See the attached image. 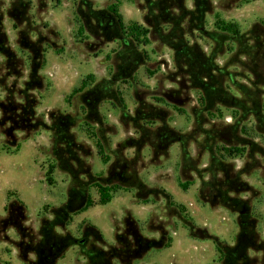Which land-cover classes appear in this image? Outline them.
I'll list each match as a JSON object with an SVG mask.
<instances>
[{
    "label": "rangeland",
    "instance_id": "rangeland-1",
    "mask_svg": "<svg viewBox=\"0 0 264 264\" xmlns=\"http://www.w3.org/2000/svg\"><path fill=\"white\" fill-rule=\"evenodd\" d=\"M1 1L4 8L2 25L8 44L17 55L24 57L16 43L13 21L6 13L11 0ZM29 1V15L39 33L47 34L41 27L43 24L51 26L57 32L52 39L62 47L60 58L74 64L73 69L64 67L61 78L55 82L52 77L55 68L52 66L53 61L59 62L58 57L52 49L45 52L40 69L42 87L34 91L38 99L36 114L45 123L52 109L72 115L83 114L76 89L81 82L88 87L101 78L109 77L114 66L113 52L119 43L98 42L87 31L79 32L81 22L75 13L77 0ZM210 1L211 8L204 16L205 30L213 29L216 21L233 22L242 32L254 23H264V0H247L239 5L235 0ZM89 2L94 9L115 3L125 25L136 23L147 27L145 14L149 10L144 7L143 0ZM185 4L191 8L192 0H185ZM31 36L35 38L34 33ZM147 36L148 43L139 46L146 51V59L130 81L115 85L122 105L104 101L98 107L101 126L77 120L72 128L76 140L85 144L90 152L82 158L80 166H90L91 173L99 179L107 175L111 166H131L143 183L139 191L143 199H137L139 193L134 189L118 187L110 192L111 198L107 203L99 205L96 189L89 187L93 204L86 211L74 214L68 225L57 227L56 231L82 239L81 228L89 223L96 226L106 244H112L116 231L122 228L123 217L130 214L138 220L144 236L158 239L164 234V240L169 239L171 245L150 249L133 264H220L213 238L233 245L238 232L239 213L202 202L200 198L213 202L225 196L243 199V207L256 218L259 238L264 237V134L258 132L259 127L264 128V116L260 117L261 122L247 116L235 124L234 108L218 105L211 114L197 119L195 109L201 105L199 91L179 90V76L174 74L173 63L177 55L172 48L159 43L152 32ZM188 40L208 53L210 40L199 32H193ZM228 57L229 54H224L216 60L224 64L229 61ZM3 60L0 54V66ZM226 68L233 70L234 65L228 64ZM27 75L28 70L24 67L16 80L17 86L22 85ZM12 79L7 78V85ZM231 80L249 87L248 77L241 74L232 76ZM229 84L231 92L239 96L237 89L241 86ZM168 90H175L176 100L172 103L157 101L156 98ZM3 96L4 90L0 87V99ZM141 109L164 112L163 122L138 119L137 113ZM195 120L196 132L193 130ZM162 124L183 135L184 149L178 142L167 144L162 149L153 147V130ZM216 132L219 135L215 139ZM17 135L21 137L22 133ZM205 139H208L206 143ZM3 140L4 136L0 134V221L8 216L7 204L19 201L26 208L24 226L36 231L40 219L51 218L52 207L66 200L70 179L55 167L57 163L50 152L48 130L42 129L30 137L21 138L20 149L18 147L19 150L12 153L1 148ZM183 183L186 184L185 189L181 188ZM17 240L13 227L4 230L0 225V264H26L19 256ZM79 250L78 244L70 245L62 259L75 254L74 264H84ZM247 254L249 258L258 260L262 257L260 252L251 250ZM33 257V254L27 255L28 259Z\"/></svg>",
    "mask_w": 264,
    "mask_h": 264
},
{
    "label": "trees",
    "instance_id": "trees-1",
    "mask_svg": "<svg viewBox=\"0 0 264 264\" xmlns=\"http://www.w3.org/2000/svg\"><path fill=\"white\" fill-rule=\"evenodd\" d=\"M143 1L144 7L149 10L145 14L146 28L136 23L125 25L115 3L103 9H94L89 0H77L75 13L81 22L78 26L79 32L87 31L91 37L102 43L117 41L119 47L113 52L114 66L109 77L101 78L88 87H84L81 82L76 89L83 114L72 115L52 109L48 112V122L45 123L36 114L38 99L34 91L42 87L40 69L44 63L45 52L48 49L57 54L62 52V47L52 39L57 32L51 26L43 24L41 27L46 29L47 34L39 33L29 15L30 1L11 0L6 13L13 21L16 43L24 57L17 55L10 48L3 30L4 8L0 0V54L4 57L0 66V87L4 90V96L0 99V134L4 136L1 148L12 153L18 149L21 138L30 137L42 129L48 130L50 152L57 163L55 167L70 179L66 200L52 207L51 218L40 219L36 231L23 224L26 219L24 204L19 201L7 204L8 216L0 221V225L2 224L4 230L7 227L16 230V246L21 260L26 264H56L57 259L73 244H78L84 264H133L150 249H161L170 245L169 239L164 240V234L158 239L144 236L138 220L130 214L123 217L122 228L116 231L112 244H106L102 234L89 223L81 228V243L69 233L56 231L57 227L68 225L74 214L93 204L89 187L96 189L99 204L107 203L111 198L110 192L118 187L134 189L138 193L143 187L131 166H111L107 175L100 179L91 173L90 166H80L83 164L82 158L87 157L90 152L85 144L76 140L72 128L77 120L101 126L98 107L104 101L122 105L115 85L130 81L138 66L146 59V51L139 46L148 43L149 32L153 33L159 43L172 48L177 55L173 63L176 69L174 74L179 76V90L199 91L201 105L195 109V114L198 113L197 119L205 118L204 115L211 114L214 107L220 105L234 108L235 124L244 121L247 116L262 121L264 23H254L242 32L233 22L216 21L213 29L205 30L204 16L211 8L210 0H192L191 8L186 6L185 0ZM235 1L239 5L247 0ZM196 31L210 40L208 53L203 52L196 44H190L188 38ZM33 33L35 38L31 36ZM224 54H229V61L219 64L216 58ZM228 64L234 65L233 70L226 68ZM24 67L28 70L27 78L21 86H17L16 80L22 75ZM236 74L248 77L249 87L233 82L232 76ZM9 77L13 79L7 85L6 80ZM229 83L241 86L237 89L239 96L231 92ZM174 92L175 90H168L156 99L163 103H172L176 100ZM163 115L165 114L161 111L149 112L141 109L137 118L163 122ZM196 128L197 121L194 132ZM258 132L264 134V128L259 127ZM17 133H22V136L18 137ZM218 133L214 134L215 139ZM153 136V147L156 149H162L172 142L180 143L184 149L183 135L165 124L154 128ZM207 140L205 139V143ZM78 163L79 166H75ZM181 188L185 189L186 184H181ZM136 197L143 199L140 193ZM165 197L169 198V195L165 194ZM200 200L239 213L238 232L233 245L213 238L220 264H264V237L259 238L256 218L243 207L245 201L227 196L215 202L205 198ZM248 250L260 252L262 257L259 260L255 257L249 258ZM28 254H33V259H28Z\"/></svg>",
    "mask_w": 264,
    "mask_h": 264
},
{
    "label": "crops",
    "instance_id": "crops-1",
    "mask_svg": "<svg viewBox=\"0 0 264 264\" xmlns=\"http://www.w3.org/2000/svg\"><path fill=\"white\" fill-rule=\"evenodd\" d=\"M130 24V23H129ZM54 55L56 56V57H58V60H59V62H55V61H53V68H55V72H53L52 73V77H53V79L55 80V82H57L58 80H59V78H61V75H62V69L65 67V69H68L69 67L71 68V69H73V67H72V65L74 66V64H72L73 62H69V63H67L66 61L65 62H63L62 61V59L60 58V55L59 54H55L54 53ZM60 64V65H59ZM76 68V67H75ZM49 72V71H48ZM68 75H66L65 77V79H67L68 77H67ZM78 82H80V77H79V81ZM74 87V86H73ZM72 87V88H73ZM71 88V89H72ZM19 149H20V147H19ZM18 149V150H19ZM99 204V203H98ZM99 205H104V204H99ZM88 208H90L89 206L87 207V208H85V209H83V210H81V211H79L78 213H76V214H80V213H82V212H84V211H86ZM75 214V215H76ZM72 217H74V215L72 216ZM83 221L85 220V219H82ZM82 220H80V221H82ZM79 221V222H80ZM78 222V223H79ZM93 225V224H92ZM95 226V225H94ZM96 227V226H95ZM171 245H169L168 247H170ZM73 252H71V254H72ZM75 253V252H74ZM70 254V255H71ZM64 255V254H63ZM63 255L61 256V257H59L58 259H57V261H56V263L57 264H74V255H73V257L72 256H68L67 258H65V259H62V257H63ZM62 259V260H61ZM119 264V263H118Z\"/></svg>",
    "mask_w": 264,
    "mask_h": 264
},
{
    "label": "water",
    "instance_id": "water-1",
    "mask_svg": "<svg viewBox=\"0 0 264 264\" xmlns=\"http://www.w3.org/2000/svg\"><path fill=\"white\" fill-rule=\"evenodd\" d=\"M78 243H81L82 242V239H79V240H76Z\"/></svg>",
    "mask_w": 264,
    "mask_h": 264
},
{
    "label": "built area",
    "instance_id": "built-area-1",
    "mask_svg": "<svg viewBox=\"0 0 264 264\" xmlns=\"http://www.w3.org/2000/svg\"><path fill=\"white\" fill-rule=\"evenodd\" d=\"M164 177V176H163Z\"/></svg>",
    "mask_w": 264,
    "mask_h": 264
}]
</instances>
